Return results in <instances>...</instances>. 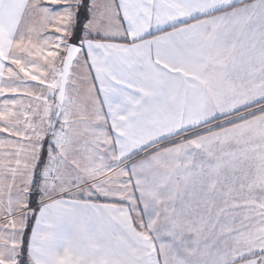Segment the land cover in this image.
I'll use <instances>...</instances> for the list:
<instances>
[{
    "label": "snow or ice",
    "instance_id": "snow-or-ice-1",
    "mask_svg": "<svg viewBox=\"0 0 264 264\" xmlns=\"http://www.w3.org/2000/svg\"><path fill=\"white\" fill-rule=\"evenodd\" d=\"M0 135V264H264V0H0Z\"/></svg>",
    "mask_w": 264,
    "mask_h": 264
},
{
    "label": "crops",
    "instance_id": "crops-1",
    "mask_svg": "<svg viewBox=\"0 0 264 264\" xmlns=\"http://www.w3.org/2000/svg\"><path fill=\"white\" fill-rule=\"evenodd\" d=\"M117 42H120V41H117ZM0 138H5L4 136L0 135Z\"/></svg>",
    "mask_w": 264,
    "mask_h": 264
},
{
    "label": "rangeland",
    "instance_id": "rangeland-1",
    "mask_svg": "<svg viewBox=\"0 0 264 264\" xmlns=\"http://www.w3.org/2000/svg\"><path fill=\"white\" fill-rule=\"evenodd\" d=\"M32 206H34V205H32ZM3 222V220H2V218H0V223H2Z\"/></svg>",
    "mask_w": 264,
    "mask_h": 264
}]
</instances>
